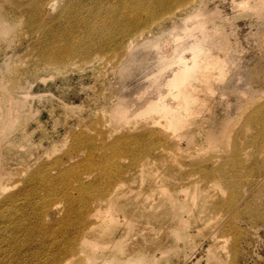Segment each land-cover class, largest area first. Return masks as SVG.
<instances>
[{
  "label": "rangeland",
  "instance_id": "374dc122",
  "mask_svg": "<svg viewBox=\"0 0 264 264\" xmlns=\"http://www.w3.org/2000/svg\"><path fill=\"white\" fill-rule=\"evenodd\" d=\"M241 1L0 0V264H264V0Z\"/></svg>",
  "mask_w": 264,
  "mask_h": 264
},
{
  "label": "bare ground",
  "instance_id": "6f19581e",
  "mask_svg": "<svg viewBox=\"0 0 264 264\" xmlns=\"http://www.w3.org/2000/svg\"><path fill=\"white\" fill-rule=\"evenodd\" d=\"M159 3V5H160V2H158ZM168 3V2H167ZM166 2L165 3H161V9H162V6L163 7H165V6H167L168 4H167ZM248 3V1H241L240 2V4H247ZM157 4V3H156ZM165 4H167V5H165ZM18 7V6H17ZM163 14V13H162ZM168 14V13H167ZM170 15H171V13H170ZM166 16H168V15H166ZM117 19V18H116ZM118 20H119V18H118ZM115 21H117V20H115ZM114 22V21H113ZM118 22V21H117ZM116 22V23H117ZM136 24V23H135ZM126 25V24H125ZM131 25V23L129 24V26ZM134 25V24H133ZM139 25V24H138ZM129 26H126V27H128L129 28ZM132 28V27H131ZM143 30H145L144 28H142ZM128 30V29H127ZM126 30V31H127ZM130 30V29H129ZM128 30V31H129ZM139 30V29H138ZM137 30V31H138ZM92 31V30H91ZM125 31V30H124ZM140 32L142 31L141 30V28H140V30H139ZM89 32V31H88ZM143 32V31H142ZM141 32V33H142ZM90 33V32H89ZM89 33H87V34H89ZM92 33V32H91ZM95 33V32H94ZM125 33V32H124ZM141 33H139V34H141ZM134 34H135V32H134ZM138 34V35H139ZM135 35H137V34H135ZM134 35V36H135ZM132 38H133V35H132ZM137 38V37H136ZM134 39V38H133ZM202 44H203V42L201 41V40H195V41H193V42H191L190 44H189V48L191 49V51L193 52V53H196V52H199L200 50H201V46H202ZM203 48V47H202ZM61 50H63V49H61ZM60 50V51H61ZM62 52H60V54H61ZM57 54H59V53H57ZM52 55H55V54H52ZM59 56V55H58ZM57 57V56H56ZM55 56H54V58L55 59H57ZM53 57H51L50 59H52ZM54 59V60H55ZM178 59H181L180 57H178L177 58V60ZM61 60V59H60ZM168 65V64H167ZM170 65V64H169ZM168 65V66H169ZM195 66V65H194ZM165 66H163V68H164ZM192 68V67H191ZM163 70V69H162ZM162 70H159L158 72H155V79H158V77L160 76V73L162 72ZM176 76H178L177 74H176ZM174 81H175V76H173L172 78H170V79H168V80H166V84H172V83H174ZM152 99L153 98H150V99H148L149 101H148V103L145 105V107H143L138 113L139 114H143V113H146V114H148V112H150V111H153V110H155V105H154V103L152 102ZM164 101V100H163ZM170 106V105H169ZM154 113V112H153ZM153 115V114H152ZM155 115H153V117H151V115H150V118H146V117H144V118H146V119H144L143 121V125L145 126V125H150V126H155L157 123H160V122H158L157 121V117L155 118L154 117ZM170 119V118H169ZM141 124H142V122H141ZM143 125H142V127H143ZM158 125H160V124H158ZM141 126V125H140ZM135 128V127H134ZM141 128V127H140ZM140 128H138V129H140ZM152 128V127H151ZM137 129V128H136ZM164 129V128H163ZM141 130V129H140ZM166 130V129H165ZM162 132V131H161ZM167 132V131H166ZM159 134V133H158ZM170 134V133H169ZM160 135H162V134H160ZM169 140V139H168ZM166 141V140H165ZM227 142V141H226ZM166 143V142H165ZM226 146H227V144H226ZM226 146H225V148H226ZM217 149V148H216ZM226 151V150H225ZM216 152H220V151H216ZM222 152V151H221ZM220 152V153H221ZM110 173V172H109ZM110 174H112V176H110L109 177V179H108V181L106 182V184L105 185H103L102 186V189L100 188V187H98V188H94L93 190H95L96 191V193H93V194H95V198L96 199H98L99 201H102L103 199H105L104 200V202H106L107 204L105 205V207H106V209L107 208H112L113 209V201L114 200H117V197L119 196V195H123L124 193L123 192H121L118 188L117 189H114V184H115V182H117L118 180H120L121 178H119L120 177V175H115V174H113V173H110ZM114 175V176H113ZM83 187H84V185L83 184H80L79 186H76V188H75V192H79V194H88L89 195V193H85V189H83ZM113 187V188H112ZM121 192V193H120ZM86 196H83V198H85ZM103 202V203H104ZM94 209V208H93ZM95 210V209H94ZM93 210V211H94ZM88 211H89V209H88V207L87 208H85V210L82 212V213H79V214H77L76 216L74 215V222H75V220H76V225L74 224V222H73V224H74V226H75V228L77 229H80V228H82L83 230L86 228V227H89V225H90V223H91V221H90V217H89V215L91 214V213H88ZM94 214H97V213H95V212H93V215ZM88 217V218H87ZM95 223V222H94ZM86 226V227H85ZM85 227V228H84ZM80 247V246H79ZM88 258H90L91 256H87ZM86 257V258H87ZM93 257V256H92ZM82 259V258H81ZM80 259V260H81ZM84 261V260H83ZM54 264H60V263H57V262H55ZM64 264V263H63ZM67 264V263H66Z\"/></svg>",
  "mask_w": 264,
  "mask_h": 264
}]
</instances>
